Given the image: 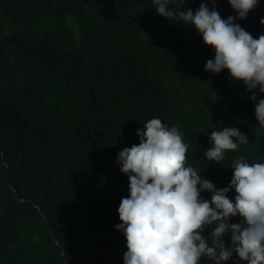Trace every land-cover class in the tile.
I'll return each mask as SVG.
<instances>
[{"label": "trees", "instance_id": "obj_1", "mask_svg": "<svg viewBox=\"0 0 264 264\" xmlns=\"http://www.w3.org/2000/svg\"><path fill=\"white\" fill-rule=\"evenodd\" d=\"M201 3L213 8V0L182 8ZM182 8L170 0V10ZM215 10L253 38L264 34V0L244 19L228 0H215ZM214 55L190 24L158 15L153 0H0V264H124L116 225L129 181L117 157L152 118L178 127L186 166L217 189L228 187L234 159L264 163L256 101L227 69L204 70ZM223 128L249 141L209 161L211 132ZM227 195L234 200V189ZM215 226L203 232L210 245ZM223 264L246 262L233 253Z\"/></svg>", "mask_w": 264, "mask_h": 264}, {"label": "clouds", "instance_id": "obj_2", "mask_svg": "<svg viewBox=\"0 0 264 264\" xmlns=\"http://www.w3.org/2000/svg\"><path fill=\"white\" fill-rule=\"evenodd\" d=\"M156 13L167 19L177 17L201 34L205 45L214 49V59L205 71L220 73L243 81L250 100L256 101L255 118L264 126V98L257 101L254 89L264 93V34L253 38L234 17L222 19L219 12L204 3L193 12H173L170 0H153ZM237 18H246L258 0H228ZM264 25V19L260 20ZM138 145L121 150L117 157L122 173L128 176L129 195L121 199L118 215L126 239L124 264H200L202 257L223 264L235 253L246 264H264V163H248L244 156L232 161L233 175L228 187L217 189L187 165L188 145L178 127L165 126L152 118L137 130ZM212 147L204 156L219 162L226 151H235L248 138L237 128L212 131ZM218 164V163H217ZM234 189L235 197L228 192ZM212 193L210 200L201 192ZM239 215L240 223H229ZM215 224L209 239L203 235ZM230 233L228 247L222 239Z\"/></svg>", "mask_w": 264, "mask_h": 264}, {"label": "water", "instance_id": "obj_3", "mask_svg": "<svg viewBox=\"0 0 264 264\" xmlns=\"http://www.w3.org/2000/svg\"><path fill=\"white\" fill-rule=\"evenodd\" d=\"M42 212V211H41Z\"/></svg>", "mask_w": 264, "mask_h": 264}]
</instances>
